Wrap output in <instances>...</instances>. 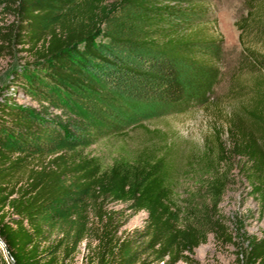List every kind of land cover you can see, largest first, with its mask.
<instances>
[{"label": "trees", "instance_id": "obj_1", "mask_svg": "<svg viewBox=\"0 0 264 264\" xmlns=\"http://www.w3.org/2000/svg\"><path fill=\"white\" fill-rule=\"evenodd\" d=\"M208 1L0 0L13 17L0 26V55L17 45L28 53L11 83L37 103L0 100V242L14 264H58L61 250L68 256L87 234L96 242L92 264L193 263L210 235L236 247L240 264H264V235L238 248L220 212L236 169L264 213V89L231 120L227 142L215 135L217 157L212 149L194 156L204 195L179 199L180 168L165 141L106 167L85 153L143 116L208 104L222 49L203 35ZM106 203L144 212L142 233L118 237L119 213ZM0 264H11L1 247Z\"/></svg>", "mask_w": 264, "mask_h": 264}, {"label": "rangeland", "instance_id": "obj_2", "mask_svg": "<svg viewBox=\"0 0 264 264\" xmlns=\"http://www.w3.org/2000/svg\"><path fill=\"white\" fill-rule=\"evenodd\" d=\"M254 7L246 0H209L207 3V20L201 28L207 38L220 40L221 55L217 61L220 78L213 90L208 104L195 106L178 114L141 117L139 121L128 126L122 137L100 140L85 150L90 157H97L103 166H108L119 157H130L142 151L160 146L165 141L173 146L172 157L180 168L175 184L179 199H185L191 193L203 194L200 179L201 171L194 156H201L206 150L217 157L215 135L227 142V128L231 120H238L249 109L257 91L264 89V2ZM254 8V9H253ZM13 21V17L0 6V26ZM0 55V100L11 98L12 102L23 106L37 107V103L27 97L18 83L13 82L29 55L14 46L11 52ZM262 65H254L253 61ZM54 113H59L53 111ZM247 126V122L244 121ZM142 124L143 127H140ZM159 132L155 135L149 131ZM38 162L34 159L33 165ZM190 164L192 165L190 167ZM237 159L231 162V168L237 166ZM104 210L114 211L117 223L122 227L117 236H134L141 234L146 214H133L124 204L106 203ZM220 212L233 233L238 248L246 249L252 239L264 235V213L260 202L251 195L247 181L238 171H231L230 184L220 204ZM88 228H95L96 220L92 213L87 219ZM139 243L142 242L138 235ZM96 242L94 236L87 234L68 256L64 250L59 253L58 264H92V253ZM238 249L230 245H219L210 235L205 244L194 249L190 258L193 263L178 264H240ZM143 264H156L152 259Z\"/></svg>", "mask_w": 264, "mask_h": 264}, {"label": "water", "instance_id": "obj_3", "mask_svg": "<svg viewBox=\"0 0 264 264\" xmlns=\"http://www.w3.org/2000/svg\"><path fill=\"white\" fill-rule=\"evenodd\" d=\"M0 247L3 250V253L5 255V258L11 263L14 264L12 258L10 257V255L8 254L7 250L4 248L3 244L0 242Z\"/></svg>", "mask_w": 264, "mask_h": 264}]
</instances>
